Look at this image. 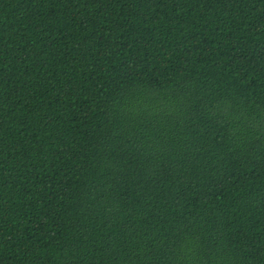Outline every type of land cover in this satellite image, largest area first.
Wrapping results in <instances>:
<instances>
[{
  "label": "trees",
  "instance_id": "trees-1",
  "mask_svg": "<svg viewBox=\"0 0 264 264\" xmlns=\"http://www.w3.org/2000/svg\"><path fill=\"white\" fill-rule=\"evenodd\" d=\"M0 264H264V0H0Z\"/></svg>",
  "mask_w": 264,
  "mask_h": 264
}]
</instances>
